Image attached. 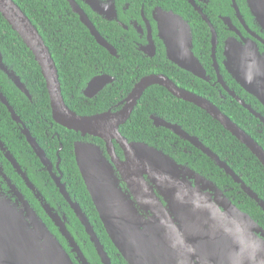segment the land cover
<instances>
[{"label": "water", "instance_id": "95a60500", "mask_svg": "<svg viewBox=\"0 0 264 264\" xmlns=\"http://www.w3.org/2000/svg\"><path fill=\"white\" fill-rule=\"evenodd\" d=\"M66 1L73 12L79 15L80 22L96 43L114 54L74 0ZM246 2L257 27L264 32V0ZM0 15L32 53L40 68L54 123L82 136L90 135L105 142L109 159L100 147L80 141L74 143V157L106 234L127 264H264V231L248 214L233 205L209 179L187 166L179 165L163 151L143 142L128 143L120 135L119 126L130 118L144 91L157 85L166 89L173 97L205 111L264 167V152L250 136L207 99L178 88L173 81L161 74L141 78L126 97L125 105L120 111L79 116L65 105L52 55L28 17L12 0H0ZM174 20V16L163 17L158 27L159 35L166 40L167 59L181 70L206 80L204 70L191 52L188 49L176 50L179 43L174 40L176 32L171 25ZM228 57L234 65L230 73L235 82L264 106V55L256 47H244L239 51L233 46ZM1 61L2 58L0 70L15 87L25 92L15 73L4 69ZM104 79L106 78L93 79L84 95L92 97L90 93L99 92L105 83ZM0 103L7 108L12 121L20 126L21 134L42 166L51 173V162L46 159L44 151L1 93ZM240 103L246 107L243 102ZM149 118L154 127L169 130L200 150L224 174L239 184L244 193L264 212V201L246 187L227 163L220 160L198 138L190 136L177 124L168 123L154 115ZM113 140L122 149L124 161H120L115 155ZM0 151L26 182L27 187L34 191V187L1 141ZM53 179L60 194L83 225L100 263L111 264L87 217L79 205L71 200L60 177ZM11 189L20 205L22 202L23 209L18 208L17 203L13 204L0 191V264H73L21 193L13 186ZM44 209L48 211L46 206ZM56 225L68 237L64 225ZM81 261L82 264H88L83 256Z\"/></svg>", "mask_w": 264, "mask_h": 264}, {"label": "trees", "instance_id": "16d2710c", "mask_svg": "<svg viewBox=\"0 0 264 264\" xmlns=\"http://www.w3.org/2000/svg\"><path fill=\"white\" fill-rule=\"evenodd\" d=\"M28 17L38 30L44 44L49 49L55 63L61 94L65 104L70 110L80 116H89L106 111L115 102L114 87L106 89L94 103L85 104L77 99L73 85L79 77L105 72L117 79L120 99H123L132 89L135 82L148 74H163L181 88H186L195 94L206 98L222 111L232 122L237 124L250 136L252 131L244 127L245 112L235 103L223 104L217 99V88H212L200 80L190 82L189 74L173 67L168 63L169 69L163 61H156V65L144 64L142 67L129 66L138 59L136 54L127 59H121L126 54L120 52V58L110 56L104 49L96 44L88 30L79 22L65 0H12ZM102 32V27H97ZM0 52L3 62L13 66L16 73L27 83L32 95L31 101L25 98L11 81L7 82L0 74V91L8 104L22 123L35 138L40 148L45 151L46 157L56 160V152L62 145L60 157V171L63 182L73 201L81 208L87 217L94 233L111 261V264H127L118 254L116 248L108 238L99 219L97 211L86 190L84 182L76 166L73 143L80 140L79 134L68 131L55 124L51 119L50 101L40 68L35 62L32 53L23 44L18 35L0 15ZM134 59V60H133ZM165 61L164 58H161ZM139 61V59H138ZM172 66V67H171ZM185 76V77H183ZM185 80H188L185 82ZM230 86H232L230 84ZM236 90V89H235ZM155 115L167 122L177 124L187 134L194 136L220 160L227 163L232 171L264 201V168L257 159L238 142L230 133L211 118L205 111L188 102L174 98L161 86H151L142 94L128 122L121 128V134L128 141L144 142L172 157L179 163H187L196 172L208 177L220 189L234 188L235 184L210 159L187 142L181 140L169 130L156 128L149 118ZM53 139L51 136H53ZM256 138L255 136L253 137ZM0 140L13 155L22 170L27 172L30 179L35 182L40 191L43 189L51 193L58 202L63 199L49 180L47 174L41 171V165L30 147L21 136L19 125L12 121L7 108L0 103ZM258 140V139H257ZM102 146L97 139L92 140ZM186 152V153H184ZM1 156V155H0ZM4 168L17 186L32 199L28 190L21 184L20 178L10 165L1 157ZM242 203L240 209L253 220L264 223V214L252 200L241 193ZM41 218L48 223L41 211ZM73 225L80 224L70 211L67 210ZM82 231V229H81ZM84 234V233H83ZM85 236V234H84ZM85 239L87 237L85 236ZM88 249L92 256H87L92 263L101 264L92 245L88 242Z\"/></svg>", "mask_w": 264, "mask_h": 264}, {"label": "flooded vegetation", "instance_id": "af4514ba", "mask_svg": "<svg viewBox=\"0 0 264 264\" xmlns=\"http://www.w3.org/2000/svg\"><path fill=\"white\" fill-rule=\"evenodd\" d=\"M74 2L78 6V8L82 11V13L87 17L88 21L95 27L99 35L107 42V44L110 46L114 54H110L107 50H105V48L101 46L100 47L104 49L110 56L116 59L120 58V52H123L124 54L127 55V57L122 56L121 59H127L129 57H132L133 54H136L139 61L138 59L136 60L133 59L134 62H131L129 66L134 65L137 68L142 67L144 64L156 65V61L157 62L163 61V63H165V66L168 69L170 68L168 66V63L172 65L173 67H177L178 69H180L178 66L171 63L167 59L166 57L167 49L165 45L166 40L159 35V29H158L159 24L161 20L163 19V17L172 18V16H174L175 20L171 22V25H172L173 31L176 32V34L174 35V40L179 43V46L176 50L181 51V50L188 49L193 55L194 59L199 63V65L204 70V76L206 80L198 78L184 70H181V69L180 70L185 72V74H189L190 82H194L197 79L206 84H209L212 88H217V92H218L217 99L219 98V100L223 104L226 105V103L231 104V102H235L245 112V114H243V117L245 120V123L243 124L244 127L246 128V130L252 131V134L256 138L254 139L253 138L254 136L252 137L249 134H247L243 129L242 130L248 136H250L254 140V142L264 152V106L260 102H258L253 96L248 94L243 88H241L235 82V80L233 79L230 73V69L234 68V65L230 61V58L228 57V53L231 47L233 46L237 47L239 51L244 49V47H256L258 52L261 55H264V32L261 31L259 27H257L248 9L246 0H74ZM69 8L71 12L75 16H77L80 22L79 15L73 12L70 5H69ZM97 27H102V32H100L97 29ZM2 56L0 58L3 59ZM161 58H164L165 61L162 60ZM1 66L4 69H7L8 71H13L15 75L17 76V78L20 80L19 75L16 73V70L13 68V66L8 65L3 61H1ZM0 74L4 76L7 82L10 81L3 71L0 70ZM152 74L154 73H151L148 75H152ZM98 77L106 78L104 79L105 83L103 87L101 88V90L94 94L90 93L93 95L92 97L85 96L84 92L86 91L89 83L93 79L98 78ZM143 77L145 76H142L141 78ZM140 79H138L135 82L132 89L138 83ZM20 81H21L22 86L24 87L23 91L25 92L20 91L17 87L16 88L21 92V94L25 98L31 101L32 95L27 86V83L24 82L22 79ZM187 81L188 80H185V82ZM116 82H117V79H115V77L105 72L98 73L97 75H94L92 77H90V75L88 74L84 77L82 75V77H79L78 79H76L72 89L73 91L77 93V99H81L83 100L85 104H89V103H94L106 89H109L108 91H111V88L114 87L115 96L113 97V99L115 100V102L111 104L110 108L107 109L106 111L99 112V113L89 115V116L99 115L102 113H106L107 111H110V113H116L124 107L125 99L129 95V93L132 91L131 89V91L123 99H120L121 95H120L119 87L116 86ZM230 84L232 86H230ZM178 88L195 94L194 92L187 90L184 87L181 88L178 86ZM0 93L2 94L1 91ZM240 102H243V104L248 108L243 107ZM50 112H51V108H50ZM51 119H52V116H51ZM128 120L123 125L119 126V133L121 136H122L121 128L128 122ZM20 133H21V128H20ZM76 134H79L81 139L75 142H78V141L90 142L100 147L105 152L107 159H109V156H108V153L105 147L106 146L105 142L102 139L92 137L90 135L82 136L80 133H76ZM21 136L24 137L22 134ZM53 137L54 135L51 136L52 139ZM93 139H97L101 141L103 143V147L95 144L92 141ZM126 141L128 143L137 142V141H128L127 139ZM1 143L2 145H4L2 141ZM74 143H73V154H74ZM113 145L115 149V155L117 156V158L120 161H124V153L115 140H113ZM28 146L32 150L29 144ZM4 147L7 150L5 145ZM61 151H62V145L60 144L59 149L56 152V160L54 162L48 159L45 154L46 159L49 160V162H51V165H52L51 173H50L45 167L42 166L39 158L35 155V153L32 150V152L34 153V155L37 157V159L40 162L41 171L47 174V176L49 177V180L51 181V183L54 185V187L58 191V194L64 200L63 203L58 202L51 193L46 192L43 189L40 191L39 187L35 184V182H33L30 179L27 172L22 170V168L20 167V169L24 172L25 176L27 177L31 185L34 187V191L30 190L27 187L26 182L22 179L21 176H19V174H17V172L14 170L10 162H8L5 159L4 153L2 151H0V155H1L0 156V191L2 195L10 199L13 204L17 203L16 204L17 207L18 208L21 207V210H22L23 209L22 202L20 205L16 197L13 195V192L11 189V186L15 187L21 193V196L25 199V201L28 202L29 206L33 209V211L37 213L38 217L46 225L48 230L57 239V241L59 242L63 250L66 252V254L69 256L73 264H82L81 256L85 258L88 264H97L95 262L92 263L87 257V256H92L87 247L88 242L92 245L96 256H98L94 248V245L91 243L89 236L87 235L83 225L80 223V221L74 214L70 205L60 194L54 182V179H53L55 177L57 178L60 177L61 183L64 184L66 188V183L63 182V174L61 173L60 168H59L60 162H61L59 154ZM198 151L200 152L201 155H204L201 153L200 150ZM1 157L6 160V162L10 165L12 170L15 172V174L20 178L21 184L28 190V192L32 196V199L28 198L26 194L23 192L22 187L20 189L17 186V184L10 178L9 174L4 168V164L1 160ZM257 161L259 162L258 159ZM177 163L179 165L187 166L188 168H190L192 171H194L200 176H204L196 172L186 162L185 163L177 162ZM206 178L209 179L208 177ZM229 178L232 180L231 177ZM239 179L243 182V180L240 177ZM210 181L214 183L212 180ZM232 182L235 184V187L229 188V189H220L215 183L214 184L220 189V191L224 194V196H226L227 199L233 205H235L240 211H242L239 208L240 204L242 203L241 193L245 195L248 199L252 200V202H254L256 206L258 207L257 203L253 199L249 198L244 193V191L242 190L239 184H236L233 180ZM123 186L125 187V184H123ZM245 186L248 187L246 184ZM44 206L47 207L48 211H45ZM38 209L41 211V213L46 218L48 223L44 222V219L41 218V215L39 214ZM68 209H70V211L73 213V215L79 222L81 228L78 225L76 226L71 223L70 217L67 214ZM242 212L245 213L244 211ZM139 213L141 215H144L142 211H140ZM51 216L52 218H54L55 221L51 218ZM145 218L147 217L145 216ZM56 223L60 225H64V228H65V231L68 237L64 236L61 233V230L59 226L56 225ZM255 223H257V225L264 231V223H259L258 221H255ZM83 233L85 234L87 239H85V236Z\"/></svg>", "mask_w": 264, "mask_h": 264}]
</instances>
